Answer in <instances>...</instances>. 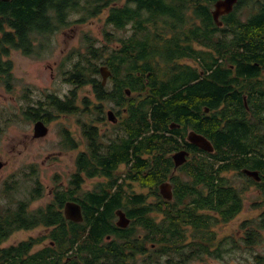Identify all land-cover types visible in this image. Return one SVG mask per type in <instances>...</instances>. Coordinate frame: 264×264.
Wrapping results in <instances>:
<instances>
[{"label":"flooded vegetation","instance_id":"af4514ba","mask_svg":"<svg viewBox=\"0 0 264 264\" xmlns=\"http://www.w3.org/2000/svg\"><path fill=\"white\" fill-rule=\"evenodd\" d=\"M141 1L47 0L42 24L32 27L35 30L26 33L24 41L14 25L0 26L14 37V43L6 45L7 55L2 56L0 48L1 58L8 63L13 51L39 59L55 43L65 45L62 54L66 56L61 63H75L74 71L76 64L81 65L79 52L70 51L69 47H86L90 55L87 63L99 69L93 79L107 94L103 98L92 83H74L69 91L74 103L68 95H51L47 104L32 102L20 109L32 126L33 142L46 138L52 125L64 117L58 130L61 151L46 160L53 165L73 154V167L68 173H50L49 169L43 173L37 163L28 168L27 199L20 201L18 208L26 226L10 232L3 243L16 232L30 233L25 242L29 258L41 255L57 264H106L119 259L121 264H140L149 243L140 224L144 218L142 209L146 194L148 202L155 197L150 194V187L137 180V175L151 167L167 178L157 185V203H150L170 206L179 213L175 227L178 231L173 233L176 240H187L188 234L200 239L209 238L211 233L214 238L213 249L204 241L203 246L198 244L196 248L190 243L182 251H159L157 264H230V259L235 262V258L227 257L235 251H228L220 242L215 244L217 233L213 227L251 211L260 214L242 224L238 236L245 246H232L236 250L250 249L263 235L264 28L255 31L254 22L264 16V0H157L155 25L143 22L149 13ZM12 2L0 0L4 5ZM219 2L229 6L218 7ZM3 13L0 11V20ZM97 23L99 31L91 29ZM151 28L157 29V65L141 61L143 68L134 72L127 54L122 71L117 70L112 54L136 47L145 30ZM4 32L0 30V36ZM15 45L30 46L32 52L26 54L23 47ZM103 68L107 69L105 84ZM71 72L64 71L63 78L68 79ZM131 77L139 85L137 90L130 87ZM150 78H157V106L185 98L187 110L195 116L181 121L171 114L165 130L157 127L158 136L170 138L166 162L157 159L160 145L155 157L147 153L145 146L152 130L147 133L145 128L140 103L146 100L147 88L143 89L141 83L148 85ZM219 93L221 97L216 98ZM70 117L72 130L65 125ZM39 125L45 136H38ZM198 138L207 139L213 150L195 144ZM178 154L185 158L180 164L175 158ZM208 165H214L216 170L214 185L200 182L205 179L201 173L209 171ZM48 179L53 182L51 185ZM163 183L172 186L171 200L161 193ZM9 189L7 184L5 197ZM210 190L227 193V199L211 203ZM69 204L81 208V221L68 218ZM99 214H104L100 221L110 229L103 234L95 229L94 217ZM161 215L164 216L162 211L157 212V216ZM121 221L128 224L121 226ZM12 247L1 248L0 243V251ZM254 264H264V258H255Z\"/></svg>","mask_w":264,"mask_h":264},{"label":"rangeland","instance_id":"374dc122","mask_svg":"<svg viewBox=\"0 0 264 264\" xmlns=\"http://www.w3.org/2000/svg\"><path fill=\"white\" fill-rule=\"evenodd\" d=\"M99 25L100 23L92 24L91 29L99 31ZM73 44L76 45V42H73ZM78 47L71 46L69 50L79 52L78 56L80 57L81 65L87 64L90 56L87 54V48ZM48 50L39 59L36 56L27 57L19 51H13L11 57L9 56L7 59L12 63H10V78L2 76L0 80V161L7 163L0 172V211L3 215L10 211L15 212L20 206L19 202L27 199L25 193L29 183L26 176L30 174L28 168H31L32 164L34 167L36 163L38 166L43 167V173H46L48 169L50 173L63 170L68 173L70 167H73L72 153L60 158L53 165L49 159L46 160L50 154L56 155L61 151V138L58 130L59 125L64 124V117H61L52 125L53 130L46 138L33 142L30 139L32 126L28 121L26 122V116L20 110L22 105L28 106L32 102L47 104L50 102L49 96L51 95L61 98L68 95L74 103V95L69 92L74 88L73 82L70 81L72 74L70 73L69 80H65L63 72H71L75 63H61L63 57L66 56V53L62 54L63 50H65V45L57 46L53 43V47ZM81 93L85 94L84 91ZM71 119L73 118H69V123ZM68 121L65 125L72 130L74 125L73 123L69 125ZM43 162L46 163L43 164ZM42 179H44V176H42ZM47 181L50 185L53 183L49 179ZM7 184L10 185L11 189H9L8 196L5 197L4 188ZM139 189L140 186L138 185L137 190ZM145 193H147V190H145ZM156 201L157 199L155 198L149 199V202ZM259 214L260 212L251 211L234 221H221L213 227L217 233V237L215 235L214 237L218 240H215V244L220 242L228 251H235L227 256L228 258H235V262L230 259V264H254L255 258H264V232L252 248L234 249L236 244L245 246L244 241H240L238 236L245 219L256 217ZM164 218L165 216L163 215L157 216V223L159 224ZM188 235L189 239L184 242L178 241L175 244H168L169 250L182 251L185 246L192 244L196 238L191 234ZM30 236V233L25 231L16 232L4 243L2 241L1 248L17 246L22 242H26ZM204 241L208 242L211 245L210 248L213 249V239L205 238ZM151 244L153 243H148L145 259L144 261L141 259L140 264H157L159 251L157 252L156 249L158 247L157 245L151 247ZM212 264H218V262L215 261Z\"/></svg>","mask_w":264,"mask_h":264},{"label":"trees","instance_id":"16d2710c","mask_svg":"<svg viewBox=\"0 0 264 264\" xmlns=\"http://www.w3.org/2000/svg\"><path fill=\"white\" fill-rule=\"evenodd\" d=\"M45 1L47 0H13L12 4L10 5H4L3 3H0V11L4 12V18L3 20H0V26H2L3 24H9L10 26L14 25L15 28H17L18 33L21 35V41H24L26 33L27 35L29 32L32 34V31L36 28H39V24H42ZM141 4L143 5L144 9L147 10L149 13V15L145 17V20L143 22L146 24H157V0H142ZM117 16L122 17L124 15L119 14ZM254 25L255 31H261V29L264 28V16L258 18L254 22ZM32 27H35V29H32ZM0 30L4 32L3 27H0ZM144 35V38L139 44L136 45V47H125L124 49H121L118 52L116 51L114 52V54H112V59H114L113 64L116 66L117 70L122 71V63L123 61H125L124 57L127 54L129 55L131 69L134 72L140 71L143 68L144 64L142 65L141 61H145V64H151L152 66L157 65V29H146ZM13 39L14 37L11 33L4 32L3 36H0V48L2 51V56L8 54L6 45L14 43L12 41ZM20 47H23L25 49L26 54H30L32 52L30 46L25 47L21 45H15V48ZM8 48L10 49L12 47ZM96 51H99V49H97ZM94 52L95 51L92 50L93 54H95ZM10 71V63L5 62L0 56V74L3 77L9 79ZM146 71L148 70H145V72ZM96 72H99V69L98 67L95 69V66L93 64H76L75 70L71 72L72 77L70 81L73 82V84L75 83L82 86L92 83L94 86H97V88L100 89V93H102L103 98H107V94L105 93L106 89H102L98 81L96 79H93L92 75L96 74ZM121 82L122 79L119 78V83ZM141 84L143 89L147 88L145 94L146 100L140 103V106H142L144 110L145 128L147 133L152 130V133L147 134L149 136L146 137V151L147 153H150L153 157H155V152L159 151L157 146L160 145L161 151L159 152V154H157V159L160 158L163 162H166V160L164 161V157L170 151V138L165 136H158L157 127L162 128V130H165V123L166 121L172 118L171 114L175 115L181 121L186 120L188 116L194 119L195 116L187 110L188 105H186L185 103V98H180V102H177L176 100H169L157 106V78H150V83L148 85H143V83ZM130 87H132L134 90H137L139 88L138 83H135L133 81V77H131ZM196 93L197 91H194V95ZM123 95L124 93L121 90V96ZM221 95L222 94L219 93V96H216V98H220ZM51 97L52 96H50V98ZM208 123L210 124L212 122ZM208 168L209 171L207 173H201V176H203L205 179L200 182H207L214 185L216 180V177H214L216 173L215 167L214 165H208ZM164 178L165 176L163 175V173L160 176L159 171L156 170L155 167L146 169L145 172L142 171L140 172V174L137 175V180L140 181L143 186L150 187V194H152V196L156 199L157 185H159V183L164 180ZM226 194L227 193L224 192L210 190L211 203H213V201L215 200L227 199ZM148 197L149 195L146 194L145 204L142 209L144 212V218L143 221L140 222V224H142L145 229L146 241L152 242L153 244L157 245V251H170L169 246L167 245L175 244L178 242L174 234L175 231H178L175 230V227L177 226L176 222L178 221L179 213H177L175 209L167 205L157 206L156 203L151 204L150 202H148ZM161 211L164 214L165 218L162 219L161 222L158 224L157 212ZM103 216L104 214H99L98 217H94V219L97 221L95 229L100 234L110 231L109 227H107L102 221H100L103 220ZM0 218V243H2V241H4L11 234L10 232L14 230H19L26 226L24 218L19 209L15 213L11 212L4 215L2 214V217ZM227 219L225 220V222L228 221ZM180 223L181 222L179 221L178 224ZM212 224L213 223H211V225ZM209 238L213 239V244L214 238L212 237L211 233L209 235ZM203 239L205 238H196L192 243V247L196 248L198 244L200 246H203ZM185 240L183 239L181 241L184 242ZM210 246L211 245H209V247ZM27 253L28 251H26V243L22 242L16 247L0 251V264H57L53 261H46V258L41 255H35L33 256V258H29ZM121 262L122 260L119 259L118 261H108L106 264H121Z\"/></svg>","mask_w":264,"mask_h":264},{"label":"water","instance_id":"95a60500","mask_svg":"<svg viewBox=\"0 0 264 264\" xmlns=\"http://www.w3.org/2000/svg\"><path fill=\"white\" fill-rule=\"evenodd\" d=\"M223 5L229 6L228 3H226V2H223V3L219 2L218 7H222ZM105 71H107V69L103 68L102 72H103V76H104V79H103L104 80L103 81L104 84H105V82L107 80V74L105 73ZM39 130L41 132H39ZM37 132H39V134H40L38 136H45L46 135V132L43 131V129L41 128V125H39V128L37 126ZM195 144H197L198 146H200L203 149H206V150H209V151L213 150V147H212L211 143L205 138H198V140L195 141ZM175 158L177 160H180V161H178V164L184 162V160H185V158L182 156V154H178ZM182 158H184L183 161H182ZM3 166H4V162L0 161V170L3 168ZM161 193H162V195H163V197L165 199L171 200L172 196H173L171 184L163 183L161 185ZM66 214H67L68 218L73 219L75 221H81L82 218H83L82 217L81 208L78 207V206H75L73 204H69L67 206ZM121 219H123V218H121ZM119 224L121 226H126L128 224V221H126L125 223H123V221H121Z\"/></svg>","mask_w":264,"mask_h":264}]
</instances>
